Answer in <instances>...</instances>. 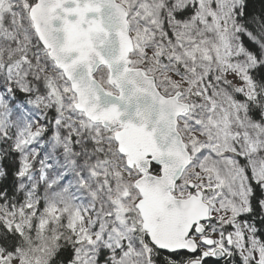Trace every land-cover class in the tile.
Instances as JSON below:
<instances>
[{"label": "snow or ice", "instance_id": "6c2138e0", "mask_svg": "<svg viewBox=\"0 0 264 264\" xmlns=\"http://www.w3.org/2000/svg\"><path fill=\"white\" fill-rule=\"evenodd\" d=\"M0 264H264V0H0Z\"/></svg>", "mask_w": 264, "mask_h": 264}, {"label": "trees", "instance_id": "16d2710c", "mask_svg": "<svg viewBox=\"0 0 264 264\" xmlns=\"http://www.w3.org/2000/svg\"><path fill=\"white\" fill-rule=\"evenodd\" d=\"M257 7H259V4L257 3Z\"/></svg>", "mask_w": 264, "mask_h": 264}]
</instances>
